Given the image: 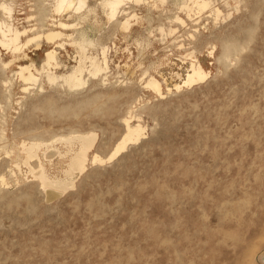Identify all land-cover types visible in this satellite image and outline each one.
Returning <instances> with one entry per match:
<instances>
[{
    "label": "rangeland",
    "instance_id": "rangeland-1",
    "mask_svg": "<svg viewBox=\"0 0 264 264\" xmlns=\"http://www.w3.org/2000/svg\"><path fill=\"white\" fill-rule=\"evenodd\" d=\"M100 1L66 31L87 32L88 57L109 65L93 77L87 59L82 87L19 76L52 50L62 63L53 71L70 73L81 56L70 40L33 41L18 59L0 44V264H264V0H209L201 13L189 12L193 0H127V30ZM11 2L22 31L36 28L41 5L51 28L68 20L54 0ZM192 63L208 76L187 85ZM131 112L145 134L110 159ZM85 133L95 143L86 170L51 193L39 159L65 178L80 141L59 138ZM30 141L50 146L24 165L16 153Z\"/></svg>",
    "mask_w": 264,
    "mask_h": 264
},
{
    "label": "bare ground",
    "instance_id": "bare-ground-1",
    "mask_svg": "<svg viewBox=\"0 0 264 264\" xmlns=\"http://www.w3.org/2000/svg\"><path fill=\"white\" fill-rule=\"evenodd\" d=\"M126 1L127 0L100 1V6L102 7L104 14L108 17V20L111 21L117 19L118 21L119 17L125 15L124 19H119L120 26L124 30H127L130 26L129 19L126 20V17L129 16V14H127L128 7H126ZM135 1L137 3H140L143 0ZM89 2L90 0H54V4L51 11L61 16L69 15L68 20L66 21L54 20V29L51 28V26L49 25V20L47 19L49 15L47 7L45 5H41L38 8L39 17L36 19V28L32 26L31 29H25L23 31L16 28L15 25L12 23L11 19L14 17L13 2L8 3V0H4L0 3V11L2 14V17L0 18V44L4 48L11 50V52L14 54L13 56L16 59L21 57L23 47L27 46L33 41H41L42 39H46L48 42L54 43H56L55 41L58 40H70L72 45L78 47V51L81 54L78 65L73 67L70 73L61 76H58L53 71L54 68H57L62 64L59 60L56 50H52L46 53L44 63L41 66L40 70L36 69V71H34L33 65H21L19 76L26 84L34 85L40 80L35 73L37 72L38 74H41V76L45 75V78H47L50 83L62 80L70 88L82 87L87 84V80L84 76V72L87 68V59L91 60V70L89 72L91 76L97 77L101 74H106L107 70L109 69L107 60H104V62L101 63L94 57H88L87 47L93 45V40L88 36L87 32L78 29L75 30L73 34L66 32L77 28L81 21L86 20L89 13L95 11V9H89ZM193 2L194 5L191 10H189V12L196 11L197 13H201L211 6V2L209 0H193ZM85 9L89 10L86 14H82V11ZM211 13L219 16L221 11L218 8H212ZM71 18L73 20L75 19L76 21L74 20L75 22H70L69 19ZM123 21L125 22L123 23ZM174 21L180 24H185V20L182 19L180 16H177ZM174 32L175 30L171 29L170 33ZM74 33H77L76 37H74ZM66 43V41L62 42L61 46L64 47ZM230 47H232V45H226L224 47V50L229 51ZM107 52L108 50L106 48H102V54L105 58ZM207 76V72L204 70L201 64L192 63L190 69L187 71L186 77H184L183 80L185 84L190 85L194 82L205 79ZM147 87L154 89L158 93H162L163 90L162 83L156 78L149 79L147 82ZM178 88L180 89L179 85ZM134 118L135 115L131 112V116L126 120L127 133L117 145L110 159H112L121 151L126 149L128 143L139 141L141 137L145 134V128L140 121H138L137 123H132V119ZM89 137L90 134L88 133L68 134L60 136L59 141H80L79 149L77 151H74L67 161L65 160L66 167L61 170L65 178H62L57 174H50L45 161L42 160V158H40L39 156L40 150L49 148L50 145H48V143L41 141H30L29 143L24 142L21 148L18 149L19 151L16 153V160L21 161V164L29 165L31 163V160H33L35 157H39L40 164L38 166L41 168L39 179L42 182V186L45 189L49 188L51 190V193H53L52 189L54 187L66 190L70 185L73 186L75 183L72 180H68L67 177L82 174L88 166L89 154L93 150L95 144L93 141L87 140ZM48 158L49 156H47V159ZM93 162H103V160L98 155H94ZM19 165L20 163L17 166ZM50 168L53 167L50 166Z\"/></svg>",
    "mask_w": 264,
    "mask_h": 264
}]
</instances>
